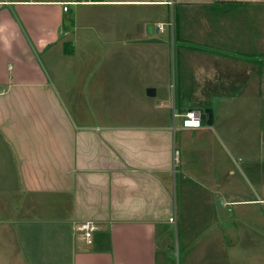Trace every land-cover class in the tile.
I'll list each match as a JSON object with an SVG mask.
<instances>
[{
  "label": "crops",
  "instance_id": "0c3cea01",
  "mask_svg": "<svg viewBox=\"0 0 264 264\" xmlns=\"http://www.w3.org/2000/svg\"><path fill=\"white\" fill-rule=\"evenodd\" d=\"M0 236L7 264H264V0H0Z\"/></svg>",
  "mask_w": 264,
  "mask_h": 264
},
{
  "label": "built area",
  "instance_id": "2783aa9c",
  "mask_svg": "<svg viewBox=\"0 0 264 264\" xmlns=\"http://www.w3.org/2000/svg\"><path fill=\"white\" fill-rule=\"evenodd\" d=\"M67 6L64 4L63 9L66 10ZM180 116V124L185 128H198L201 126L200 112L199 109H187L183 112H173V118ZM178 164V155L177 151L173 152V167ZM95 224L88 220L82 221L77 225L78 231L81 232L83 238L90 242L92 238V233L95 230Z\"/></svg>",
  "mask_w": 264,
  "mask_h": 264
},
{
  "label": "water",
  "instance_id": "95a60500",
  "mask_svg": "<svg viewBox=\"0 0 264 264\" xmlns=\"http://www.w3.org/2000/svg\"><path fill=\"white\" fill-rule=\"evenodd\" d=\"M153 25L152 24H147V31L151 32ZM150 89V90H149ZM147 90V94H150L151 92L153 93V90L149 88ZM151 91V92H149ZM200 120L202 125H211L212 124V112L208 108H200Z\"/></svg>",
  "mask_w": 264,
  "mask_h": 264
},
{
  "label": "rangeland",
  "instance_id": "374dc122",
  "mask_svg": "<svg viewBox=\"0 0 264 264\" xmlns=\"http://www.w3.org/2000/svg\"><path fill=\"white\" fill-rule=\"evenodd\" d=\"M194 15V14H193ZM32 226H34V225H31V226H29L28 228H31ZM1 237V236H0ZM92 239V238H91ZM0 264H7V261H6V259H1L0 258Z\"/></svg>",
  "mask_w": 264,
  "mask_h": 264
},
{
  "label": "trees",
  "instance_id": "16d2710c",
  "mask_svg": "<svg viewBox=\"0 0 264 264\" xmlns=\"http://www.w3.org/2000/svg\"><path fill=\"white\" fill-rule=\"evenodd\" d=\"M92 1H99V0H92Z\"/></svg>",
  "mask_w": 264,
  "mask_h": 264
}]
</instances>
